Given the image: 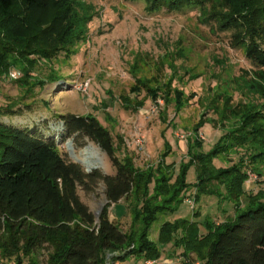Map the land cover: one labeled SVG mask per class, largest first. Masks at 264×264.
<instances>
[{"label":"rangeland","instance_id":"rangeland-1","mask_svg":"<svg viewBox=\"0 0 264 264\" xmlns=\"http://www.w3.org/2000/svg\"><path fill=\"white\" fill-rule=\"evenodd\" d=\"M262 5L264 0H201L199 8L187 4L188 8L164 7L154 12L144 0L46 1L43 8H27L17 2L11 16H0V107L16 101L24 112L1 121L20 127L38 125L58 133L62 127L59 115H92L109 129L120 156L133 158L140 169L163 158L166 165L175 167V182L181 166L189 164L186 138L193 127L201 120L217 118L206 110L213 96L226 91V83L244 71L252 75L256 70L246 58L252 42L247 21L249 11ZM90 17L93 20L85 31L84 23ZM228 19L233 27L226 30ZM80 36L79 43L70 42ZM11 72L18 73L17 80L10 79ZM137 79L152 84L171 79L189 102L176 116L173 104L166 105L164 99L154 103L143 91L131 93ZM87 81L90 84L85 89ZM35 83L38 86L33 88ZM121 97L142 102V109L125 106ZM239 98L235 94V101ZM27 105H33L32 109ZM199 135L204 141L202 151L209 154L221 131L206 122ZM58 145L66 160L77 163L74 157L78 156L85 172L96 167L104 175L116 174L108 155L89 138L59 139ZM99 159L105 168L97 166ZM231 159H217L215 164L226 168L238 162L237 155ZM243 166L249 178L242 192L252 197L264 193V163L247 161ZM195 182V169L190 167L186 183L192 186ZM154 187H150L152 192ZM194 193L186 190L182 198ZM79 195L98 219L107 205L104 186L94 194L79 191ZM241 202L244 207L246 201ZM125 204L121 201L109 210L111 218L128 229L131 218ZM195 211L196 216L185 200L173 215L161 217L153 225L152 239L160 252L157 261L134 256L126 264H182L184 251L175 245V239L163 242L160 238L164 222L192 220L205 235L208 221L226 223L236 214L235 202L224 187L219 194L201 195ZM117 256L107 253V264ZM191 256L189 264H200ZM39 264H47L46 256L40 257Z\"/></svg>","mask_w":264,"mask_h":264},{"label":"trees","instance_id":"trees-1","mask_svg":"<svg viewBox=\"0 0 264 264\" xmlns=\"http://www.w3.org/2000/svg\"><path fill=\"white\" fill-rule=\"evenodd\" d=\"M46 1L68 0H0V16H11L17 2L27 8H43ZM144 1L154 12L164 7L188 8L187 4L199 8L201 3ZM91 17L84 23L85 31ZM247 25L252 42L246 48V58L256 70L252 75L244 71L226 83V91L213 96L206 110L217 118L201 120L193 127L186 138L189 164L181 166L175 182V167L166 165L163 158L156 165L140 169L133 158L120 156L109 129L92 115H59L62 127L55 133L38 125L6 124L1 118L21 116L24 110L16 101L0 107V264H39L42 256H46L47 264H107V253L119 254L112 264H126L135 258L157 261L160 252L152 239L153 225L161 217L173 215L186 199L193 198L197 203L201 195L219 194L221 187L235 202L233 220L221 224L208 221L205 235L192 220L164 222L159 231L161 240L175 239V245L184 251L182 264H189L191 255L200 264H264V193L252 197L242 192L249 178L245 162L264 163V5L249 11ZM232 27L228 19L225 29ZM72 38L70 42L82 40L81 36ZM37 86L35 83L33 88ZM142 91L154 103L162 98L166 105L173 104L176 116L189 102L173 87L171 79L157 84L137 79L131 93ZM235 94L240 97L238 101ZM122 99L125 106L143 107L138 100ZM25 107L32 109L33 105ZM206 122L221 131L209 154L202 151L204 141L199 135ZM171 127L177 129L176 124ZM70 138L94 141L108 155L116 174L108 176L96 169L87 173L78 163L63 158L58 140ZM232 155H237V163L226 168L216 166L217 159L229 158L232 162ZM190 167L196 175L192 186L186 183ZM100 185L105 188L107 205L96 219L79 191L94 194ZM186 190L195 193L183 199ZM242 200L246 201L244 207ZM121 201L126 203L131 218L128 229L111 218L110 207ZM197 214L194 207L193 215Z\"/></svg>","mask_w":264,"mask_h":264},{"label":"built area","instance_id":"built-area-1","mask_svg":"<svg viewBox=\"0 0 264 264\" xmlns=\"http://www.w3.org/2000/svg\"><path fill=\"white\" fill-rule=\"evenodd\" d=\"M18 77H19V76H18V73H17V72H11V73H10V78H11L12 80H17ZM89 84H90V81H89V82L87 81L83 87L86 89V88H88ZM186 202L188 203V205H189L191 208H194V207H195V201H194L193 198H188V199H186ZM148 264H153V263H152V262H148Z\"/></svg>","mask_w":264,"mask_h":264},{"label":"bare ground","instance_id":"bare-ground-1","mask_svg":"<svg viewBox=\"0 0 264 264\" xmlns=\"http://www.w3.org/2000/svg\"><path fill=\"white\" fill-rule=\"evenodd\" d=\"M94 149L96 150V151H99L97 148H95L94 147ZM75 158H77L78 160H79V157L78 156H76ZM83 162V161H82ZM98 165V167L100 166V167H104L105 168V162L102 160V159H99L98 160V163H97Z\"/></svg>","mask_w":264,"mask_h":264},{"label":"water","instance_id":"water-1","mask_svg":"<svg viewBox=\"0 0 264 264\" xmlns=\"http://www.w3.org/2000/svg\"><path fill=\"white\" fill-rule=\"evenodd\" d=\"M74 159H75V161H76L78 164H81V163H82L80 160L76 159L75 157H74ZM93 169H97V168L94 167Z\"/></svg>","mask_w":264,"mask_h":264}]
</instances>
